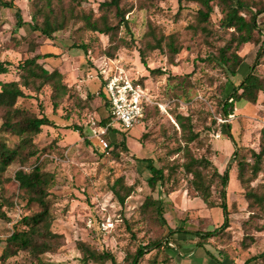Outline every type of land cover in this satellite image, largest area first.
I'll list each match as a JSON object with an SVG mask.
<instances>
[{
  "label": "rangeland",
  "instance_id": "rangeland-1",
  "mask_svg": "<svg viewBox=\"0 0 264 264\" xmlns=\"http://www.w3.org/2000/svg\"><path fill=\"white\" fill-rule=\"evenodd\" d=\"M33 1L15 0L27 23L19 30L16 29L14 10L0 8V61L9 64L10 69L9 73L0 74V79H18V67L22 61L39 53H51L53 56L46 58V67L50 70L62 67L68 82L83 99L82 103L75 98L68 99L54 110L51 90L45 87L36 96L19 100L21 107L39 116L46 115L55 123V126L43 127L36 138L40 152L24 167L29 170L42 164L56 175L54 195L50 197L53 229L65 236L66 243L57 253L44 255V261L101 264L81 260L78 243L82 241L98 251L111 252L117 264H132L140 246H147L149 253L138 264H244L252 257L258 258L251 264H264L261 257L264 254V212L259 206H249L245 188L238 178L239 162L253 163V151L260 149L264 93H260L255 103L236 102L234 114L229 117L222 113V102L242 83L251 67L264 79V34L258 44L241 46L239 54L243 57V64L237 74L229 78L220 65L208 58L229 38L228 32L221 28L222 14L218 9L211 17L213 35L210 37L193 30L197 25V4L189 3L180 12L177 0H155L153 8L139 10V1H149L126 0L134 4L126 17L130 22V33L122 27L119 33L99 35L79 30L82 24L71 22L66 30L55 33L54 39H48L30 29ZM104 1L86 0L83 8L100 16V4ZM149 21L165 34L177 35L182 51L175 57V65L169 61L167 50L164 53L160 50L151 52L147 58L148 66L141 61L138 49L143 45ZM258 24L264 28V14L258 17ZM120 38L129 43L134 39L135 43L118 51L112 58L115 65L123 68L131 78L140 80L152 102L146 107L145 117L134 128L125 132L118 130L120 125L116 124L118 129L107 136L109 143L125 140L128 151L112 147L120 153L117 158L112 152L108 156L101 155L91 136L95 127L93 122L99 125L109 115L100 94L102 80L99 70L106 60L107 49ZM73 41L87 45V52L83 48H71ZM151 70L156 72L151 73ZM178 114L190 115L202 133L204 144L202 148L193 147L195 154L202 156L210 147L209 158L218 169L224 172L230 168V181L226 187L230 227L226 230L221 229L225 219L223 210L209 208L197 197L183 173L177 174L178 189L170 194L165 193L160 183L152 188L147 182V162L142 159L153 158L158 168L181 159L180 155L171 154L178 147L177 140L182 133L176 123ZM2 121L0 118V125ZM225 125L231 126V133ZM76 127L82 129L83 137ZM143 134L145 137L141 138ZM3 136L11 146L18 140L9 133ZM20 168L19 165L10 167L3 177L12 178ZM120 178L135 188L124 206L111 192L112 185ZM6 185L8 203L3 210L10 220H0V264H31L24 252L7 260H3L2 255L14 225L25 215L37 213L41 208L28 203L16 182H7ZM252 187L264 196V160ZM149 197L161 201L163 220L154 211H143V204ZM213 199L221 202L216 188L213 189ZM108 220L110 226L105 230L102 223ZM177 229L202 234L217 229L219 232L202 240L185 232L170 233ZM167 239L170 243L166 245ZM200 241L203 246H199ZM156 242L159 244L153 245ZM104 264L113 263L107 261Z\"/></svg>",
  "mask_w": 264,
  "mask_h": 264
},
{
  "label": "trees",
  "instance_id": "trees-1",
  "mask_svg": "<svg viewBox=\"0 0 264 264\" xmlns=\"http://www.w3.org/2000/svg\"><path fill=\"white\" fill-rule=\"evenodd\" d=\"M85 1L34 0L32 22L29 23L30 29L48 39H54V34L66 30L71 22L82 24L79 30H86L99 35L107 36L115 32L119 33L122 27L129 33L131 32L129 19L126 17L133 10V3L126 0H105L100 4L102 14L97 16L95 11H87L83 8ZM147 1L149 3L139 1L138 9L148 10L156 4L155 0ZM177 2L180 12L186 9L189 3L198 5L199 8L196 12L197 25L193 26V30H199L208 37L213 35V29L210 27L211 17L215 14L216 9L220 11L222 14L221 28L223 31L228 32L229 38L216 52L210 53L208 58L210 62L220 65L229 78L235 76L239 67L243 64V57L239 54L241 46L248 43L258 44L264 34V28L258 24V17L264 14V0H177ZM0 8L14 10L17 30L22 29L27 24L23 19L21 8L15 0H0ZM112 11H114L113 17L111 16ZM132 43H135L134 39L131 43L124 38L118 39L109 46L104 59L113 60L112 58L116 57L121 48H130ZM262 43L264 52V40ZM70 47L83 48L86 52L88 49L87 45L84 43L79 44L77 41H73ZM155 50H160L163 53L167 50L169 61L175 65V57L181 53L182 47L178 44L175 33L165 34L152 21H149L147 32L143 38V45L138 49L144 65L148 66V55ZM52 56L51 53L33 55L19 64L18 79L5 81L0 79V118L3 120L0 125V220H10L8 213L3 210V207L8 203V200L5 199L7 182H16L19 189L23 191L24 198L28 200V203L37 204L41 208L37 213L25 215L14 225L13 233L6 239V247L2 255L3 260L24 252L31 259V264H54L44 261L43 256L57 253L66 243L65 236L53 229L54 215L50 197L54 195L56 175L47 170L42 164L29 170L24 169L30 160L38 156L40 152L36 138L42 133L43 127L55 126V123L48 116H39L19 105L20 99L32 98L41 93L45 87L51 90V101L54 110H57L68 99L75 98L77 102H83L74 85L67 81L65 75L58 68L50 70L46 67V58ZM9 72V64L0 61V74ZM154 72L156 71L151 70V73ZM158 72L165 73L166 71L158 70ZM137 82L141 84L140 80H137ZM262 92L264 93V79L255 73V68L251 67L242 83L222 102L223 115L229 117L234 114L235 103L238 101L257 102ZM100 94L105 101V106L108 108L109 105L103 87ZM230 100L232 101L230 102ZM146 110L145 108L142 119L145 117ZM109 120L110 117L106 118L105 121H101V124H105ZM176 123L182 129V133L177 140L178 147L171 154H178L181 159H174L173 163H167L160 168L155 165L153 158L142 159L147 162L149 172L147 182L152 188L160 183L165 188V193L170 194L178 189L177 174L179 172L183 173L197 197L201 198L209 208L219 207L223 210L225 219L221 229L226 230L230 227V211L227 204L226 190L230 181V168L224 172L218 169L209 158L212 153L210 147L202 156L195 154L193 147L202 148L204 143L201 138L202 133L198 131L190 115L178 114ZM225 126L228 127L231 133V126ZM75 130L79 131L83 137L81 128L76 127ZM5 133L17 137L18 140L13 146L5 140L3 136ZM144 137L143 134L141 138ZM113 146L128 151L124 140L123 142H111L109 152L101 155L108 156L112 152L118 158L120 153L112 148ZM252 160L253 163L248 161L239 162L238 178L245 188L249 206L251 208L259 206L264 212V196L258 194L255 188L252 187V182L258 178L262 170L264 160V127L261 130L260 149L258 152L253 151ZM16 165L21 168L15 172L14 176L4 178L3 176L8 169ZM214 188L220 193V203L213 199ZM111 192L120 205L124 206L127 199L135 192V188L126 185L124 179L120 178L112 185ZM143 211L145 213L154 211L163 220L164 209L162 203L154 197H149L145 201ZM179 232L199 236L204 240L218 234L219 229L206 234L186 231L185 229L170 231L173 234ZM202 242L198 243L199 246H203ZM169 243L170 240L167 239L165 244ZM158 244L159 242L153 243V245ZM78 248L82 252L81 260L84 263L104 264L111 261L113 264H117L114 255L109 251H98L82 241L78 243ZM148 253L147 246H140L133 257L132 264H138L139 260ZM261 257L264 258V254ZM257 258L252 257L244 264H251Z\"/></svg>",
  "mask_w": 264,
  "mask_h": 264
},
{
  "label": "built area",
  "instance_id": "built-area-1",
  "mask_svg": "<svg viewBox=\"0 0 264 264\" xmlns=\"http://www.w3.org/2000/svg\"><path fill=\"white\" fill-rule=\"evenodd\" d=\"M102 87L107 97L110 120L105 124L96 125L92 128V140L102 153H108L110 143L107 136L113 132L116 124L120 125L118 130L129 131L141 120L145 108L152 101L137 80L131 78L127 72L115 65L114 60L106 59L99 70ZM109 221L103 222V229L109 228Z\"/></svg>",
  "mask_w": 264,
  "mask_h": 264
},
{
  "label": "crops",
  "instance_id": "crops-1",
  "mask_svg": "<svg viewBox=\"0 0 264 264\" xmlns=\"http://www.w3.org/2000/svg\"><path fill=\"white\" fill-rule=\"evenodd\" d=\"M64 75H65V77H66V79H67V75L65 74V71L64 70H62V67H60V69H59ZM68 81V80H67Z\"/></svg>",
  "mask_w": 264,
  "mask_h": 264
}]
</instances>
